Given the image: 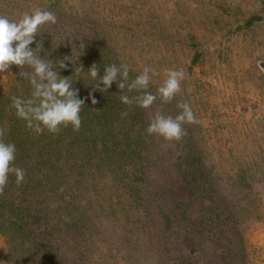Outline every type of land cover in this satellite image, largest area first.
Returning a JSON list of instances; mask_svg holds the SVG:
<instances>
[{
    "label": "rangeland",
    "instance_id": "rangeland-1",
    "mask_svg": "<svg viewBox=\"0 0 264 264\" xmlns=\"http://www.w3.org/2000/svg\"><path fill=\"white\" fill-rule=\"evenodd\" d=\"M37 7L55 13L56 24L40 31L65 30L64 51L81 52L75 46L85 41L91 46L90 65L80 64L84 71L78 75L70 72L75 82L89 86L85 69L104 53L129 66V82L145 66L160 73L149 84L153 94L166 69L185 72L172 102L158 99L151 110L138 108L143 124L132 125L129 136L141 133L157 107L175 116L181 100L199 123L185 124L179 141L144 134L132 161L104 160L101 168L87 170L86 178L66 165L71 176H65L63 191H73L76 183L79 198L72 201L78 214L61 233L54 227L72 224L65 215L70 210L60 206L65 192L54 204L58 194L8 182L9 213L23 217L26 237L13 244L0 233V264H264V0H0V15L18 20ZM253 16L260 18L247 24ZM196 51L202 55L194 64ZM46 59L59 67L52 57ZM67 62L68 68L77 67L74 59ZM19 71L13 65L0 73V95L15 96L16 85L29 94L16 82ZM99 149L93 150L97 163L106 157ZM82 150L72 146L73 153Z\"/></svg>",
    "mask_w": 264,
    "mask_h": 264
},
{
    "label": "trees",
    "instance_id": "trees-1",
    "mask_svg": "<svg viewBox=\"0 0 264 264\" xmlns=\"http://www.w3.org/2000/svg\"><path fill=\"white\" fill-rule=\"evenodd\" d=\"M257 18H260V16L250 17L246 23L251 24ZM55 28L51 29L49 27L42 32L40 31V34H37L36 42L39 43L41 41V47L43 49L41 51V55H45V59L46 57H52L55 62L59 63L61 60L65 59V57H68L75 60L77 67L80 66V64H87V58H90V56L87 54V49L91 47L87 46L88 41H85L83 46V43H79V40L76 39L74 35H69L71 39H73V44H80V47L75 46V48L81 52H76L74 49L71 52H66L68 50L64 51L63 48L64 40L62 37H64V35L61 34V32H65V30ZM30 47L35 49L36 43ZM68 48L69 45H67V48L65 49ZM201 55L202 54L200 51H196L192 62L194 64L198 62ZM115 58L113 57L112 59L109 57L108 53L99 54V57H95L94 61H92V64L95 63L97 68L100 70V77L104 75L105 66L113 64ZM65 63L68 64L67 60H65ZM88 64L90 65V63ZM55 70L59 72L60 67H56ZM63 70L65 71V69H61V72L65 74V76H69L73 87L79 90V98L85 101V105L82 107L80 113L82 125L79 132H73L72 128L68 127L63 128L58 135L49 134L47 132L42 135H36L35 133L26 129L25 122L18 119L15 115V110L9 107L11 104V97H7L5 94L0 95V127H4L5 129L8 127V129H6L4 139L6 142L15 143L17 149L15 163L17 166L27 170L24 183L19 187L26 189L27 186H31L33 187V190L40 191L43 194L45 192L48 194V196H53L54 193L58 194L59 196L56 197L54 204L60 201L59 197H61L62 193L65 192V190L61 191L60 189L67 188L68 181L66 182L65 176L68 177V180L69 176H71V173L68 172L69 170L67 169L66 165L71 166L73 164L71 168L75 171L76 175L81 178H86L88 174L86 171L91 169L93 166H96L98 169L101 168L103 166L104 160H108L110 165H114V160H116L117 163L120 161L125 162L124 156L132 161L134 159V153H139L136 151L139 150L138 146L143 141V135L146 134L145 129L148 125V123H145L146 125L144 124L145 126L140 129L141 133L136 135V137H134L135 135H132V133L129 136L128 134H130L131 131L133 132V130H131L132 125L137 126L139 123H143L141 119H139V107H136L135 105L131 107L124 105L120 102L119 97L114 95L113 92L120 90L117 87V83L113 82L111 88L104 93L99 90L93 91V84H97L99 82L98 78L92 80L90 77H88V80H90L89 86H85L84 80L82 82L81 79H79V81L75 82V79H72L70 72H74V65L71 68L67 67L65 73ZM85 70L88 69L86 68ZM16 77V82L21 81L23 84L24 89L22 88V91L25 89L29 90V94L23 92L29 96L31 92V86L26 85L27 83L25 81L27 80L20 76L19 72H17ZM91 81L92 85L90 84ZM100 87H103V85L101 84ZM15 89H17L15 96L27 97L24 96L17 85ZM137 94L138 93L133 92L130 97ZM93 97L96 99V101H98L96 104L92 103ZM4 99H7V101L5 102ZM94 107L96 108L95 111L93 109ZM133 108L135 111H132ZM130 109L131 111H128ZM124 111H127L128 115L122 118L121 112ZM121 135L128 138V140L122 138L125 141L121 142L119 139ZM111 136H114V138L112 141H110L111 144L109 145L107 140H109ZM153 136L156 137L155 135ZM64 140H67L65 141L67 142V146L65 148L63 145L62 147L60 145L61 141ZM74 143L75 146H79L82 149L84 148L86 151L82 150L80 154L74 152L77 155L76 158L72 160L70 156L73 153L72 146ZM100 145L101 149H99V151L104 153L106 157L102 156L103 158H101V160L97 163L96 156L93 155V150L94 148H99ZM63 151H65L64 154L66 158L62 161L61 154ZM71 160L73 162H71ZM200 170V168H197L196 172L200 173ZM76 175H74V178L77 177ZM203 176L204 175H200V179L206 180ZM9 179V184L11 186L16 185L14 176H10ZM8 187L9 186L7 185L4 194L0 195V233L8 238V240L12 243L15 241H24L26 237V227L24 225L23 217L18 215V213H16L17 215L14 213H9V211H11L10 205L12 204ZM72 188L74 189L73 191L71 189V191L65 192L66 197L62 199L64 203L62 202L60 205L61 209L64 208L70 210L68 213H65V215L70 217L68 221L70 220L72 224L55 226L54 229L58 233L65 231L69 225H74L73 223L76 222L78 205H75V201L72 200L79 198V192H77L76 183L75 188ZM133 195V190H130L129 196L133 197ZM34 207L35 204L26 207V213L30 212V210ZM37 212L40 211H36L35 214ZM216 212L217 209L211 211L212 214H216ZM165 222L164 229L169 230L172 225L171 217L169 215H166ZM239 251H241V245L239 247Z\"/></svg>",
    "mask_w": 264,
    "mask_h": 264
},
{
    "label": "clouds",
    "instance_id": "clouds-1",
    "mask_svg": "<svg viewBox=\"0 0 264 264\" xmlns=\"http://www.w3.org/2000/svg\"><path fill=\"white\" fill-rule=\"evenodd\" d=\"M54 12L42 8H34L30 13H24L18 20H11L6 15H0V73H5L13 65L18 66L19 75L31 86L27 97L13 96L9 107L15 110L18 119L25 122L28 131L36 135L45 132L58 135L63 128L71 127L73 132H79L82 119L80 116L85 101L79 98V90L75 89L69 76H62L55 70L51 60L41 56V41L36 42L42 26L56 24ZM36 43L35 49L30 47ZM59 63L60 69H66L65 60ZM27 69V70H26ZM84 71L83 65L75 67L74 73ZM129 66L125 63L106 65L104 75L99 76L100 70L93 63L88 69L92 79H99L93 91L102 93L108 91L113 82L121 90L120 102L129 107L135 105L141 109L151 110L157 100L162 104L172 102L181 91V84L186 78L182 69H166L164 80L157 88L156 94L148 91L153 76H158L155 69L145 66L140 74L129 82ZM119 78V79H118ZM103 87H100V85ZM136 92L135 96L128 93ZM92 103L97 101L93 97ZM180 111L175 115H164L159 107L148 113L147 135H155L163 140L179 141L186 134L184 125L199 123L191 105L183 100L177 102ZM127 111L121 112L126 117ZM6 129L0 127V195L4 194L9 177H15L17 187L22 185L27 170L16 165V145L6 142ZM63 191V189H60Z\"/></svg>",
    "mask_w": 264,
    "mask_h": 264
}]
</instances>
